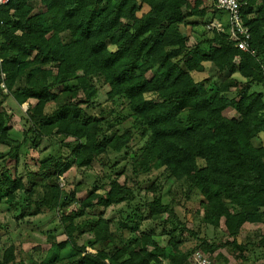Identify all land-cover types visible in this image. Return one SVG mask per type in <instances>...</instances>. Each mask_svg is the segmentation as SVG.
<instances>
[{
  "label": "clouds",
  "instance_id": "obj_1",
  "mask_svg": "<svg viewBox=\"0 0 264 264\" xmlns=\"http://www.w3.org/2000/svg\"><path fill=\"white\" fill-rule=\"evenodd\" d=\"M0 264H264V0H0Z\"/></svg>",
  "mask_w": 264,
  "mask_h": 264
}]
</instances>
